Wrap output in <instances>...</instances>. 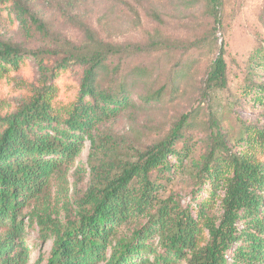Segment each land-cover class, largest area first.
<instances>
[{
	"label": "trees",
	"instance_id": "16d2710c",
	"mask_svg": "<svg viewBox=\"0 0 264 264\" xmlns=\"http://www.w3.org/2000/svg\"><path fill=\"white\" fill-rule=\"evenodd\" d=\"M203 3L215 35L224 0ZM1 20L55 45L28 50L0 39V79L20 74L30 62L39 74L15 79L25 93H20L21 104L0 112V264H31L27 240L33 223L44 239L54 236L46 264H264V130L245 127L243 147L233 152L213 116L209 150L194 161L193 134L203 120L190 113L162 139L143 149L131 147V158L106 161V151L116 158L119 148L107 147L101 124L125 111L150 113L166 103L167 85L149 86L145 68L137 67L130 77L116 62L143 47L104 41L90 27H84L80 44L54 39L35 0H0ZM74 69L81 71L80 80L73 91L64 92L60 81ZM227 71L222 47L208 73V89L226 90ZM86 140L92 150L91 182L73 200L67 177L82 164ZM178 171L193 182L196 217L176 196L159 195L161 179ZM56 183L65 222L53 203ZM207 186L209 196L196 199ZM218 203L220 217L209 211Z\"/></svg>",
	"mask_w": 264,
	"mask_h": 264
},
{
	"label": "rangeland",
	"instance_id": "374dc122",
	"mask_svg": "<svg viewBox=\"0 0 264 264\" xmlns=\"http://www.w3.org/2000/svg\"><path fill=\"white\" fill-rule=\"evenodd\" d=\"M196 1L35 0L37 11L48 24L54 39L80 44L84 41V27H90L104 41L116 45L138 44L144 51L122 62L116 61L121 64V70L131 77L137 67H143L149 74V86H168L166 103L156 111H125L118 119L100 125L99 134L107 147L119 148L116 158L107 150L106 161L126 159L131 156V147L143 149L162 139L174 122L190 113L198 121L203 120L193 134L194 161L201 159L209 150L208 123L213 116L227 134L228 146L233 152H239L243 147L240 138L245 127L264 130V64H261L264 0H224L222 25L215 35L213 19L208 16L203 0H199L201 4H196ZM0 23L1 40L17 43L28 50L55 45L40 35H26L18 23L3 20ZM222 47L228 63V88L210 90L206 84L208 73ZM36 71L35 63L30 62V66L20 74L12 73L0 79V112L21 104L25 93L15 86L16 80L37 79L39 74ZM80 76L78 69L66 73L59 84L61 90L73 91ZM91 151V143L86 140L82 164L77 163L68 174L69 196L73 200L83 196L89 188L91 170L88 159ZM193 188L189 176L178 171L170 179H161L159 195L162 199L176 196L183 207L191 206L196 217ZM57 189L56 183L53 203L59 219L65 222L62 202H57L55 196ZM208 196L207 186L196 195V199ZM209 211L216 217L222 215L220 203ZM27 212L25 209L24 213ZM26 223L29 224L28 219ZM27 241L32 250L31 264H36L41 258L42 264H46L51 256L54 236L44 239L38 225L33 223L28 228Z\"/></svg>",
	"mask_w": 264,
	"mask_h": 264
}]
</instances>
